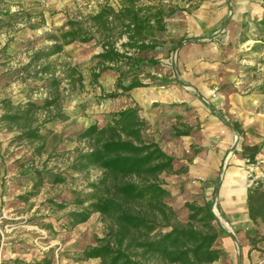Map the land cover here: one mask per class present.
Returning <instances> with one entry per match:
<instances>
[{"label": "trees", "instance_id": "obj_1", "mask_svg": "<svg viewBox=\"0 0 264 264\" xmlns=\"http://www.w3.org/2000/svg\"><path fill=\"white\" fill-rule=\"evenodd\" d=\"M114 1L115 5L104 0L95 12L68 18L62 26L46 33L44 39L50 44L34 50L28 63L13 72L12 76L17 77L33 69L31 76L48 90L49 95L39 102L17 105L9 99L1 102L0 122L9 130H17L18 140L39 143L38 152L53 134L46 125L64 123L71 118L63 93L78 94L86 86L79 65L58 63L54 59L63 55L67 46L99 44L100 51L92 57L94 64L90 67L88 84L100 86L103 74L116 75L113 91H102L100 100L128 95L136 88L176 81L153 73L161 60L150 53L170 41L166 37L168 20L175 13L189 9L168 4L171 0ZM183 1H195L197 8L200 0ZM36 17L40 20L35 23L32 19ZM23 21L30 29H38L45 23L44 12H0V28ZM255 34L264 41V15L255 25ZM181 41L171 44L169 49L174 51ZM42 115L44 119L40 121ZM173 118L179 120L171 127L173 137L191 134L192 127L182 115L175 114ZM232 126L235 131H241L238 123L232 122ZM42 129L46 131L43 133ZM150 130L151 125L141 116L140 107L133 103L111 113L103 123L95 122L68 137V141L84 144L83 149L76 150L70 169L76 172L97 169L100 175L89 183V193H76L74 204L78 210L67 213V226L75 228L94 213L105 223L103 236L96 238L94 245L86 246L79 260L98 259L99 264H215L223 256L218 245L223 228L212 212L211 197L201 201L196 197L180 208L174 206L163 175L182 169L174 170V158L152 138ZM259 151L256 145L242 146V156L249 163L256 161ZM23 174L32 178L35 188L42 186L45 178L52 184L66 180L44 170L28 169ZM247 205L254 226L246 231V236L251 248H255L258 241L264 240V233L257 229L259 223L264 225L263 181H254L250 186ZM184 213L186 217L182 219L180 215ZM12 264H51V260L45 257L34 263L14 261Z\"/></svg>", "mask_w": 264, "mask_h": 264}, {"label": "rangeland", "instance_id": "obj_2", "mask_svg": "<svg viewBox=\"0 0 264 264\" xmlns=\"http://www.w3.org/2000/svg\"><path fill=\"white\" fill-rule=\"evenodd\" d=\"M207 1L205 0L204 10L206 12L203 15L206 16V21L214 26V18L209 14L210 5H207ZM103 3L104 0H0V12L42 10L45 19L44 25L38 29H30L25 21L12 27L0 28V115L3 113L1 102L4 99H9L14 105H17L27 101L39 102L49 95L48 90L41 87L38 79L31 76L34 73L33 69L31 72L20 74L17 77L16 75L15 77L12 76L13 72L28 63L34 50L50 44L44 39L46 33L62 26L68 18L95 12L98 6ZM195 3V1L186 3L183 0L168 2L170 5L184 8L188 4L189 10L194 9ZM110 4L115 5V1L110 0ZM195 14L192 12L185 13L186 24L175 29L174 33H178L179 36L184 33L183 36L194 38L205 35L206 33L201 31L203 26ZM237 15L226 27L229 34L238 30L239 25L233 22L239 21ZM180 17H182V12L175 13L168 20V27ZM39 20V17L32 19L35 23ZM188 28L191 30H187ZM168 30L166 37L170 41L163 48L157 49V52L150 53L161 60V65L152 71L160 76H168L176 80L174 71L178 72V52L174 56L175 50L171 51L169 46L178 41L169 37L171 32ZM224 32L225 27L222 28L221 34ZM99 51L100 46L96 42L74 43L65 48L63 55L54 58L58 63L69 62L79 65L84 73L86 86L78 94L68 96V94L63 93L64 104L68 106V113L71 118L64 123L51 122L46 125V129L52 131L53 134L42 151H37L40 146L39 143L18 140L19 132L9 130L0 122V208H4L6 215L10 217L2 225L0 232L2 264H12L14 261L34 263L45 257H49L51 264H99L98 259H79L81 251L86 246L94 245L96 238L103 236L105 223L101 216L94 213L87 222L79 224L75 228L67 226L66 217L68 212L78 210L74 204L76 193H89L91 190L88 185L98 178L100 171L97 169L86 172L71 170L70 163L76 154V150L83 149L84 144H78L67 139L73 133L95 122L103 123L111 113L119 111L129 104H135L129 94L115 99H99L102 91H113L116 79L113 72L103 74L100 78V86L88 84L90 67L94 64L92 57ZM257 57V62L253 59H250L251 62H249L247 59L245 70L251 75H249L250 79L262 83L264 86V45L258 51ZM253 68L257 69L256 72L252 70ZM174 85L179 86L180 83L177 80H170L169 84L163 85L164 88L162 89L168 91ZM150 87H154V90L161 89V86ZM153 96L154 94L152 96L146 95V98L154 100L155 97ZM201 101L205 103L204 100ZM162 105L165 104H161L157 99L147 110L143 106L139 107L141 116L157 117L155 122L147 120L151 125L150 134L153 139L159 141L163 148L169 150L170 142L174 140L171 127L174 123H179V120L173 118L175 112L168 114L169 118L166 116L167 114H164L163 119L160 120ZM168 105V109L171 111L182 109L183 114L180 115L187 121L191 118L192 114L188 113L189 116H186V112H189L187 109L179 108V105L183 104ZM171 117L172 119H170ZM43 119V115L40 116V121ZM191 121L195 126V122ZM46 129H42V132L44 133ZM28 169L44 170L62 175L66 177V180L63 183L52 184L45 178V183L35 188L32 178L23 174ZM253 180L264 182V174L255 176ZM62 204L65 205L64 208L59 207ZM180 217L185 219L186 214L184 213ZM257 229L260 233H264L262 223H259ZM252 249L260 251L259 258H264L263 239L258 241L255 248Z\"/></svg>", "mask_w": 264, "mask_h": 264}, {"label": "crops", "instance_id": "obj_3", "mask_svg": "<svg viewBox=\"0 0 264 264\" xmlns=\"http://www.w3.org/2000/svg\"><path fill=\"white\" fill-rule=\"evenodd\" d=\"M207 5L214 26L206 21L205 0H200L197 8L182 12L179 21L168 27L171 39L185 42L178 50L180 85L168 91L163 86L155 90L150 86L136 88L129 95L146 110L159 99L165 104L160 108V120L164 114L167 117L173 112L183 114L182 109L169 110L168 104H183L179 108L189 111L186 116L192 114L186 121L192 127L191 134L174 137L169 150L161 146L174 158V170L182 169L163 178L176 208L196 197L212 200L219 183L212 212L223 228L218 239L223 256L215 264H264V258H259L260 251L252 249L246 238V231L254 226L248 213V190L253 178L264 174V91L263 84L250 79L245 70L247 59L257 62L258 51L264 45L255 34V25L264 15V3L208 0ZM187 12L196 13L205 35L194 38L174 33L186 24ZM236 15L239 21L233 22L239 25L238 30L229 34L226 27ZM224 19L227 24L221 34ZM153 94L154 100L146 98ZM144 118L150 122L157 120L151 116ZM232 122L238 123L240 132L228 126ZM237 142L239 147L233 150ZM243 145L260 147L253 164L242 156Z\"/></svg>", "mask_w": 264, "mask_h": 264}, {"label": "water", "instance_id": "obj_4", "mask_svg": "<svg viewBox=\"0 0 264 264\" xmlns=\"http://www.w3.org/2000/svg\"><path fill=\"white\" fill-rule=\"evenodd\" d=\"M226 24H227V21L224 22L222 28H224V27L226 26ZM184 43H185V42H181L180 44L177 45V47L175 48V55H174V56H176L178 50L180 49V47H181ZM174 76H175L176 80H177L179 83H181V80H180L179 74H178V72H177L176 70L174 71ZM228 126H229L232 130H234V128L231 126V124H228ZM237 147H238V142L234 144V146H233V150L236 149ZM219 186H220L219 183H217L216 188H215V191H214L213 199H212L213 202H214V201L216 200V198H217L218 191H219ZM214 215H215V214H214ZM215 217H216V220L219 221V218H218L217 216H215Z\"/></svg>", "mask_w": 264, "mask_h": 264}, {"label": "built area", "instance_id": "obj_5", "mask_svg": "<svg viewBox=\"0 0 264 264\" xmlns=\"http://www.w3.org/2000/svg\"><path fill=\"white\" fill-rule=\"evenodd\" d=\"M9 219H10V217H9V215H6L5 209L4 208H0V232H1L2 225H4L5 221H7ZM25 221H26V219H25ZM6 225H8V224H6ZM1 253H2V247H0V264H2Z\"/></svg>", "mask_w": 264, "mask_h": 264}]
</instances>
